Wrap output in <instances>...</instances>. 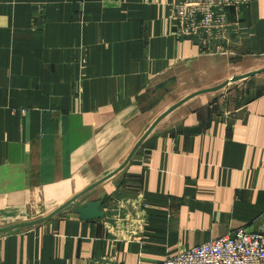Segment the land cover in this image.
<instances>
[{
  "label": "crops",
  "instance_id": "crops-1",
  "mask_svg": "<svg viewBox=\"0 0 264 264\" xmlns=\"http://www.w3.org/2000/svg\"><path fill=\"white\" fill-rule=\"evenodd\" d=\"M178 1L0 0V212L74 203L0 237V264H154L238 228L264 232V67L232 76L253 73L230 80V99L157 126L96 183L132 142L120 138L112 163L111 128L146 94L221 72L222 56H264V0L207 43L177 36ZM118 176L131 185L115 194Z\"/></svg>",
  "mask_w": 264,
  "mask_h": 264
},
{
  "label": "rangeland",
  "instance_id": "rangeland-1",
  "mask_svg": "<svg viewBox=\"0 0 264 264\" xmlns=\"http://www.w3.org/2000/svg\"><path fill=\"white\" fill-rule=\"evenodd\" d=\"M222 57L223 68L221 72H214L215 69L210 67V70L207 69L205 73L195 74L184 79H177L171 83L172 86L169 85L167 88L149 92L140 102L138 112L133 111L132 113L126 114V116L121 119V123H119L118 126L111 128V135L109 139H111L112 144V163L119 155L118 152L120 147H124L125 140H123L122 143L120 138L127 135L132 142L127 148L123 163L112 170L104 178L98 180L96 182L97 184L103 179L106 180L109 177L112 178L113 176L118 175L119 171L122 170L131 158L130 155L137 145L144 141V139H146V137L150 135V133L157 126L163 125L170 121V119H173V117L177 114H181L183 109H192L194 106L198 105L200 101L205 99H209L210 101L225 98L230 99L232 95V93H230V87L231 85H234L230 83L232 76L242 75L249 71H254L264 67V56L249 57L247 59L246 57H242L240 54H237L230 57ZM216 86H221L222 88H214ZM134 123L138 127L142 126V132L139 133L140 135H138V137L134 139V130L130 127H127L126 132L122 134V130H124L123 127L130 126V124L134 125ZM127 182L128 184H125ZM118 183L122 187H118L115 194L120 192L119 190L124 191V189H126V185L127 187H130L131 185L129 180L126 181L121 176H118ZM88 190H90V188L83 189L79 194H83ZM115 196L116 195H112L109 197L110 203L115 201ZM77 199L74 198V202ZM77 203L80 202L78 201ZM106 203L108 202L106 201ZM66 205L74 206V203L61 205L54 211H51L55 208L54 205L52 207L48 206V211L39 209L38 207L31 206L28 208L24 205H17L13 211L0 212V237L13 231L27 230L36 227L41 222L55 214L57 210ZM75 205L78 206L76 203Z\"/></svg>",
  "mask_w": 264,
  "mask_h": 264
},
{
  "label": "built area",
  "instance_id": "built-area-1",
  "mask_svg": "<svg viewBox=\"0 0 264 264\" xmlns=\"http://www.w3.org/2000/svg\"><path fill=\"white\" fill-rule=\"evenodd\" d=\"M251 0H179L174 5L176 34L184 38H228L237 22L234 11L241 12ZM264 262V232L238 228L183 250L154 264H258Z\"/></svg>",
  "mask_w": 264,
  "mask_h": 264
},
{
  "label": "water",
  "instance_id": "water-1",
  "mask_svg": "<svg viewBox=\"0 0 264 264\" xmlns=\"http://www.w3.org/2000/svg\"><path fill=\"white\" fill-rule=\"evenodd\" d=\"M261 71H264V69H261V70H258V71H255L253 73H258V72H261ZM253 73H249V74H246L244 76H238V77H233L231 80L232 81H235V80H238L242 77H245V76H248V75H252ZM101 215V212H98L97 209L95 210V216H100Z\"/></svg>",
  "mask_w": 264,
  "mask_h": 264
}]
</instances>
